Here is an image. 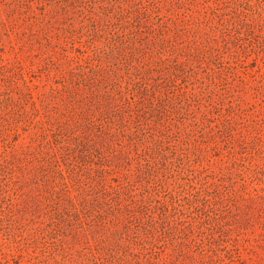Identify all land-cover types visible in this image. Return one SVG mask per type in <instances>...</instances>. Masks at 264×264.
<instances>
[{
    "label": "rangeland",
    "instance_id": "obj_1",
    "mask_svg": "<svg viewBox=\"0 0 264 264\" xmlns=\"http://www.w3.org/2000/svg\"><path fill=\"white\" fill-rule=\"evenodd\" d=\"M0 264H264V0H0Z\"/></svg>",
    "mask_w": 264,
    "mask_h": 264
}]
</instances>
